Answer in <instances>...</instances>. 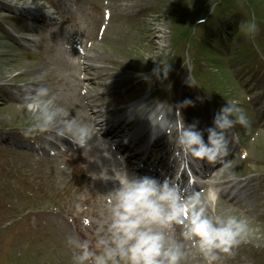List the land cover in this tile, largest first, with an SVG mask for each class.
<instances>
[{"label":"rangeland","instance_id":"obj_1","mask_svg":"<svg viewBox=\"0 0 264 264\" xmlns=\"http://www.w3.org/2000/svg\"><path fill=\"white\" fill-rule=\"evenodd\" d=\"M60 1L73 5L76 13L64 16V19L68 15L73 18L64 21L65 24L61 18L53 16L55 19L52 21L56 25L48 26L45 22L49 16L59 17L56 12L54 14L55 0H13V7L3 6L12 0H0V87L5 85L15 94V88H21L26 82L29 85L45 83L52 92L57 86L52 85V77L61 80L59 88L60 85L63 87L65 81L61 77L64 78L72 69L70 71L69 64H63L61 68L58 66L55 44L50 36L57 30L71 29L83 32L88 42L92 43V53L113 60L117 66L127 67L126 74L134 78L124 86L119 83L117 95L111 98H115L116 105L106 104L102 108L104 111L122 108L123 105L145 98L148 95L149 78L152 80L156 76L154 65L160 61L170 66L167 74L169 81L158 85L155 91L168 111L177 104L181 90L193 71L191 82L196 84L193 90H196L199 100L195 94L191 96L193 104L185 108L189 114L187 124L194 122V116L204 118L211 114L212 107L202 105L203 99L207 98L212 102L209 105L219 110L226 100L235 97L246 100L248 95H252L250 102L253 107L261 106L255 113L256 118L263 110L264 62L252 60L248 66L240 68L232 61L225 60L229 73L225 67H217L215 77L206 72V63L201 71H197L194 66L201 48L199 43L206 30V24H197V19L204 13L210 15L213 11L216 14L225 6L227 15L234 9L244 11L248 20L256 15L259 20H264V0H243L244 3L241 0H107L113 15L103 39L87 37L103 23L100 0ZM28 6L41 9L45 16L39 17L24 11ZM192 28H196L193 47H189L185 39L177 43L173 40L188 34ZM27 37L35 39L30 42ZM38 43L41 44L40 48ZM261 44L264 49V41ZM211 62L221 63L217 56ZM208 66L213 68L212 63ZM42 74L44 79L38 80ZM245 78V87H251L247 94L240 86ZM96 91L94 89L92 92ZM214 92L225 93V97ZM164 95L167 102L162 99ZM8 97V92L0 88V264H72L74 250L67 244V237L78 234L81 238H91L95 222L87 226L85 221L91 220L92 215L96 221L106 209L108 195L104 191L100 192L103 184L100 173L93 175V167L85 165L84 160L73 156L69 147L63 148L60 140L54 138L51 139L54 145L60 144V148L53 149L57 157L35 158L32 151L35 145L27 142L30 135L26 138L23 134V130L32 123V114L23 107L21 100L9 101ZM104 100L110 99L106 97ZM245 111L249 118L253 117L249 115L248 109ZM116 115L114 113L111 117ZM237 128L243 137L244 151L249 152V156L246 160L234 162L233 172L237 176L243 174L246 178L244 183L250 186L251 178H254L259 209L251 199L249 209L253 211V216H248L244 207H236L237 211L231 210L230 214L243 215L249 219L254 233L243 243L256 248L259 255L244 256L234 250L231 255L221 253L220 264H264V136L258 137L253 143L251 138H254L256 128L252 125L247 129L240 125ZM263 133L264 130L260 131V134ZM6 137L9 140L2 141ZM21 140L28 147L18 144ZM64 149L70 153H65ZM88 154L92 153L86 151V158ZM92 155V166L98 165L97 155ZM7 172L8 175H15V179L9 177ZM250 172L253 176H249ZM228 210L227 205L220 202L214 214ZM182 264H205V261L199 262L193 254L186 253Z\"/></svg>","mask_w":264,"mask_h":264},{"label":"clouds","instance_id":"obj_2","mask_svg":"<svg viewBox=\"0 0 264 264\" xmlns=\"http://www.w3.org/2000/svg\"><path fill=\"white\" fill-rule=\"evenodd\" d=\"M240 27L249 38L259 31L254 17ZM161 65L153 71L157 75L162 71L167 77L170 66L165 61ZM43 79V74L38 77ZM57 100L46 84L33 85L23 103L32 114V123L23 134L51 131L60 138L61 146L67 138L88 152L89 141L99 135L96 128L72 115ZM226 101L206 129H199L197 123L186 124L179 110L178 118L169 120V112H158L164 105L160 103L148 113V119L153 127L158 125L168 132L175 149L184 155L207 162L224 161L230 143L239 140L236 125L250 127V119L239 103ZM191 104L192 100L185 99L181 107ZM121 177L120 186L107 194L105 212L95 221L92 237H67V244L74 250L72 264H182L186 257L184 245L172 235L177 220L183 225L184 240L199 250L205 264H220L221 253L234 254V249L254 233L246 216L209 214L214 197L202 198L199 192L187 194L168 179L160 181L148 175L129 178L126 173Z\"/></svg>","mask_w":264,"mask_h":264},{"label":"bare ground","instance_id":"obj_3","mask_svg":"<svg viewBox=\"0 0 264 264\" xmlns=\"http://www.w3.org/2000/svg\"><path fill=\"white\" fill-rule=\"evenodd\" d=\"M3 6L13 7V0L12 2L6 3ZM57 9L59 10V7H57ZM24 11L33 13L40 17L44 15L43 11L34 8L32 6H28L26 9H24ZM69 36L70 35L68 33H64V34L59 33V37H60L59 39H66L67 37L69 38ZM76 45H83V44L78 41ZM58 46L59 49L57 47L56 62L61 65V63L65 60V58L71 60V55H73V52L71 51V49H68V47H66L65 43L58 44ZM83 50L85 54L78 56L77 62H74V59L71 60L73 62V69H74L72 77L75 78L76 76L74 80L77 82V84L71 88L70 94H68L65 98H62L57 95L58 97L57 103L64 107L62 103L69 102L71 105V110L69 112L72 115H76L79 120L89 123L94 128H96V130L102 126V121L104 120L106 124L104 128H100L99 132L104 131L105 133L107 130H109L110 132L107 134L113 135L115 133L117 134V136L125 134L126 133L125 127L129 126L130 123H132V118L141 119L145 123L147 122L151 123V121L148 119V113L154 110L157 104L152 102H147V100H143L138 104H132L127 106L125 108L126 116L124 115V117L120 119V121L122 120L121 123L119 122L118 124V122H114L110 120V118L108 117L110 111L102 110V107L105 106L106 104L109 105L110 102L109 101L104 102L103 99L107 96L114 95L115 92L111 91L110 93H108L107 90L109 89L116 90V88L119 87V83H121V85L124 86L125 84H128L132 80H134V78L133 76L126 74L127 67L117 66L113 60H108L97 53L90 54L87 48ZM98 63H102L103 65H98ZM83 74H85L86 77H81V75ZM118 76H120L121 78L117 79ZM85 83L91 86H95L93 89L97 90L98 93L96 92L93 94L90 88L88 87L89 85L84 86ZM0 88H3L4 91L8 92V96H9L8 100L12 99V101L19 99H23L24 101L25 100L24 94L25 93L27 94V92L29 91L28 88H26V83L21 88L18 87L15 88L18 94H13L11 89L6 87L5 85ZM83 89H86L85 94H82ZM158 112L160 114H163V112H165L163 105L159 107ZM101 119L103 120L101 121ZM126 119L130 121L127 122ZM47 134L50 135L51 137H55L54 133L51 131L47 132ZM63 139L69 141L67 138H63ZM90 143H92L96 149L100 141L98 140L97 136H93V138L89 141V144ZM161 144L165 146L164 143ZM49 145H52V141L49 138H46L42 141V145L40 146L39 149L44 150L45 147L43 146H49ZM100 174L102 175L106 186L112 185L111 191L120 186V180L118 178L114 179L111 173L102 170L100 171ZM221 175H224L223 177H226V179H224L221 182L220 180H215L216 181L215 186L219 188L218 191L219 195L217 198L218 200L222 199L228 203L232 202V199L228 201L225 199V195L227 193H231L232 185H235L237 187L236 194H241L242 192H249L250 194L254 193L253 188L247 185H242L241 180H238L234 176L230 175L228 172L222 171L220 174L216 175V178H218ZM176 182H177L176 185L178 186L180 182L178 181ZM217 199L214 198L215 203L216 201H218ZM240 205L243 206L242 201H240ZM231 210L233 209L229 208L227 212H223L222 214H230L232 213ZM208 211L210 214L214 215L213 212H211L210 208L208 209ZM174 237L182 244L183 243H185V245L188 244V241L184 240L182 234L177 235V233H175Z\"/></svg>","mask_w":264,"mask_h":264}]
</instances>
